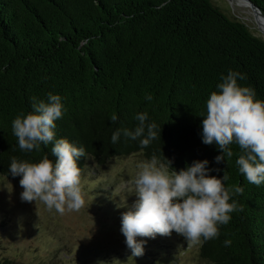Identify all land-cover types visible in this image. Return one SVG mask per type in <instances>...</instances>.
Wrapping results in <instances>:
<instances>
[{
  "label": "trees",
  "instance_id": "1",
  "mask_svg": "<svg viewBox=\"0 0 264 264\" xmlns=\"http://www.w3.org/2000/svg\"><path fill=\"white\" fill-rule=\"evenodd\" d=\"M251 1L264 14V0ZM229 70L245 74L239 83L264 99V40L211 0H0V175L19 182L9 172L13 156L55 161L51 143L22 152L12 121L33 110L32 97L59 94L65 111L56 135L85 149L81 174L90 160L105 164L134 153L167 158L177 171L206 159L210 175L226 171V187L244 188L234 197L244 210L199 246L200 257L208 264H264V184L239 174L238 155L217 163L221 150L202 142L206 101ZM139 112L161 127L160 138L141 149L121 133L113 144L117 129L134 130Z\"/></svg>",
  "mask_w": 264,
  "mask_h": 264
},
{
  "label": "clouds",
  "instance_id": "2",
  "mask_svg": "<svg viewBox=\"0 0 264 264\" xmlns=\"http://www.w3.org/2000/svg\"><path fill=\"white\" fill-rule=\"evenodd\" d=\"M245 74L229 70L222 75L206 101V114L202 120V142L215 143L221 150L215 157L217 163L231 161L234 155L239 174L253 185L264 184V99H257L254 88L242 85ZM145 99L152 101L149 93ZM32 111L21 112L12 121V133L22 152H40L41 146L50 143L55 161L44 155L37 162L11 158L9 172L21 177L23 202L41 203L49 212L59 215L78 212L85 206L81 183L80 157H87L83 147H77L67 138H57L56 121L64 115V105L59 94L48 93L47 100L31 98ZM138 122L134 130L117 129L111 136L116 144L121 133L125 138L138 141L141 149L160 138V129L149 122L147 112L135 114ZM115 123L118 116L113 113ZM236 145L239 152H234ZM166 158V157H165ZM162 161L153 154L137 163L133 180L137 199L122 213L121 232L133 257L144 253L145 239L157 235H182L188 246H202L220 235V226L227 225L232 213L244 207L234 197L243 194L238 185L225 186L229 180L226 171L222 177L210 175L208 160L194 161L177 171L172 161ZM219 171V169H217ZM230 247L231 239L223 241Z\"/></svg>",
  "mask_w": 264,
  "mask_h": 264
},
{
  "label": "rangeland",
  "instance_id": "3",
  "mask_svg": "<svg viewBox=\"0 0 264 264\" xmlns=\"http://www.w3.org/2000/svg\"><path fill=\"white\" fill-rule=\"evenodd\" d=\"M232 19L245 23L264 40V33L247 6L231 0H211ZM245 3V2H244ZM246 4V3H245ZM255 23V24H254ZM134 153L113 157L105 164L88 161L81 174L85 206L59 215L41 203L23 202L19 182L0 175V261L17 264H208L199 246H188L175 232L145 239L142 256L133 257L121 232V216L137 199Z\"/></svg>",
  "mask_w": 264,
  "mask_h": 264
},
{
  "label": "bare ground",
  "instance_id": "4",
  "mask_svg": "<svg viewBox=\"0 0 264 264\" xmlns=\"http://www.w3.org/2000/svg\"><path fill=\"white\" fill-rule=\"evenodd\" d=\"M231 3L237 6H247L250 8L249 12L254 16L253 19L256 22V25L260 28V31L264 33V18H262L257 12L253 11L251 6L245 0H231Z\"/></svg>",
  "mask_w": 264,
  "mask_h": 264
},
{
  "label": "water",
  "instance_id": "5",
  "mask_svg": "<svg viewBox=\"0 0 264 264\" xmlns=\"http://www.w3.org/2000/svg\"><path fill=\"white\" fill-rule=\"evenodd\" d=\"M245 1L251 6L253 11L257 12L262 18H264L263 12L256 4H254L251 0H245Z\"/></svg>",
  "mask_w": 264,
  "mask_h": 264
}]
</instances>
